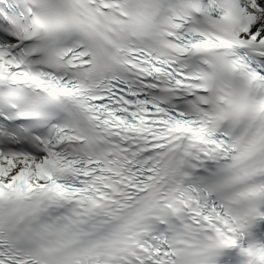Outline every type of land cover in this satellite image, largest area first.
I'll list each match as a JSON object with an SVG mask.
<instances>
[{
    "label": "snow or ice",
    "instance_id": "1",
    "mask_svg": "<svg viewBox=\"0 0 264 264\" xmlns=\"http://www.w3.org/2000/svg\"><path fill=\"white\" fill-rule=\"evenodd\" d=\"M0 264H264V0H0Z\"/></svg>",
    "mask_w": 264,
    "mask_h": 264
}]
</instances>
